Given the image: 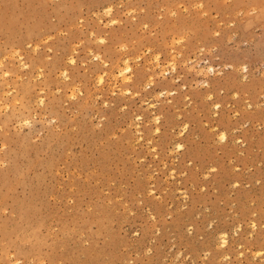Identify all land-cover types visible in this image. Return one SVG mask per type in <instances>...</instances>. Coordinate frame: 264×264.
Here are the masks:
<instances>
[{
  "label": "rangeland",
  "instance_id": "rangeland-1",
  "mask_svg": "<svg viewBox=\"0 0 264 264\" xmlns=\"http://www.w3.org/2000/svg\"><path fill=\"white\" fill-rule=\"evenodd\" d=\"M0 264H264V0H0Z\"/></svg>",
  "mask_w": 264,
  "mask_h": 264
},
{
  "label": "bare ground",
  "instance_id": "bare-ground-1",
  "mask_svg": "<svg viewBox=\"0 0 264 264\" xmlns=\"http://www.w3.org/2000/svg\"><path fill=\"white\" fill-rule=\"evenodd\" d=\"M127 63H128V62H127ZM130 70H131L130 65H125V68L121 69V73H122V74H123V73L126 74V73L130 72ZM64 76H65V77H68V75H67L66 72H64ZM42 103H43V100H41V103H40V104H42ZM6 108H7V107H6ZM179 148L181 149L182 146H179ZM221 242H222L223 246H226L227 243H228L227 238H226L225 236L221 237Z\"/></svg>",
  "mask_w": 264,
  "mask_h": 264
},
{
  "label": "snow or ice",
  "instance_id": "snow-or-ice-1",
  "mask_svg": "<svg viewBox=\"0 0 264 264\" xmlns=\"http://www.w3.org/2000/svg\"><path fill=\"white\" fill-rule=\"evenodd\" d=\"M222 139H223V137H222Z\"/></svg>",
  "mask_w": 264,
  "mask_h": 264
}]
</instances>
